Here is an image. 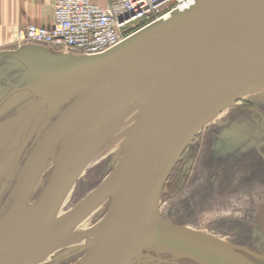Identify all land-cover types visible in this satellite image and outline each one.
<instances>
[{"label": "water", "instance_id": "95a60500", "mask_svg": "<svg viewBox=\"0 0 264 264\" xmlns=\"http://www.w3.org/2000/svg\"><path fill=\"white\" fill-rule=\"evenodd\" d=\"M37 49L42 56L31 48L0 51V60L11 59L19 70L12 77L0 72V119L14 128L46 127L33 152L55 129L63 145L36 199L0 216V248L10 251L0 264H42L57 252L63 260L82 252L70 264H264L258 252L158 213L160 192L195 136L228 102L264 89V0H196L99 55ZM48 53L51 58H44ZM54 83L69 85L57 106L63 109L53 118L51 109L41 122L37 109L42 97L56 101L47 88ZM137 91L142 103L121 159L57 219L69 189ZM48 151L32 176L33 188ZM103 203L106 221L74 234L92 238L67 245L66 237Z\"/></svg>", "mask_w": 264, "mask_h": 264}, {"label": "rangeland", "instance_id": "374dc122", "mask_svg": "<svg viewBox=\"0 0 264 264\" xmlns=\"http://www.w3.org/2000/svg\"><path fill=\"white\" fill-rule=\"evenodd\" d=\"M90 2L102 6L105 0H90ZM27 46H30L31 50L34 49L39 57L42 56L37 46ZM48 55L49 53L44 55V58H51ZM140 97L142 98V95ZM262 116H264V89L241 95L233 103L228 102L226 109L216 114L196 135L192 144L188 145L187 153L181 156L160 192L158 213L164 220L213 233L223 241L257 252L252 238L256 233L258 206L264 203ZM102 143L100 142L101 146L98 145L93 157L69 189L58 210L57 219L68 214L95 190L118 163L123 151L107 159L92 160L104 149ZM62 145L63 138H60L58 147L52 148L45 174L35 185L28 200L26 195L32 182L30 179L19 185L13 204L11 207L8 204L0 212V216L8 207L9 209L26 207L36 199L53 169ZM236 146H239L240 151H235ZM218 149L225 150L226 153L230 149L233 150L229 151L231 155L229 157L214 159L212 153L216 150L220 153ZM188 170L189 176H184ZM107 211V203L101 204L70 234L93 231L101 225ZM93 234L88 235V239L79 238L74 245L69 246L83 245L92 238ZM58 254L59 252L55 253L42 264H70L82 252L73 253L64 260L58 259L56 257ZM141 263L149 264L146 260Z\"/></svg>", "mask_w": 264, "mask_h": 264}, {"label": "built area", "instance_id": "2783aa9c", "mask_svg": "<svg viewBox=\"0 0 264 264\" xmlns=\"http://www.w3.org/2000/svg\"><path fill=\"white\" fill-rule=\"evenodd\" d=\"M196 0H53V22L48 28L28 24L15 45L45 47L63 55L106 53L144 28L182 11ZM139 22L144 25L138 27Z\"/></svg>", "mask_w": 264, "mask_h": 264}, {"label": "flooded vegetation", "instance_id": "af4514ba", "mask_svg": "<svg viewBox=\"0 0 264 264\" xmlns=\"http://www.w3.org/2000/svg\"><path fill=\"white\" fill-rule=\"evenodd\" d=\"M18 71V66L16 68L13 67L11 71L7 72V76L12 77V75L17 74ZM68 87L69 85H67V83H54L51 86H47L48 90L51 88L54 90L56 94V101H52L49 98L46 100L44 99L45 97H42L43 103L37 109L38 118L41 122L51 109V113H53L51 116L52 118L61 111V108H57V106L64 100ZM46 94L48 93L46 92ZM2 120H4V118H2ZM2 120L0 123V210L10 204L12 200V196L10 195L12 187L15 184H18V189L19 185L23 184L20 181L24 177V172H27L31 176L36 174L38 168L37 166L43 160L47 148H49L46 161V163H48L52 148L58 147L60 139L58 131L55 129L51 133L50 138L46 139L33 152L36 143L41 138L42 134L46 130V127H25L24 125H20L14 128L10 125L4 126ZM45 171L46 168L39 175L37 182L41 177H43ZM189 173L190 172L188 170L185 173V176H189ZM17 189L15 191H17ZM30 194L31 191L28 198L30 197ZM13 201L14 198L9 207H11ZM69 257H71V255ZM149 264L152 263L149 262Z\"/></svg>", "mask_w": 264, "mask_h": 264}, {"label": "crops", "instance_id": "0c3cea01", "mask_svg": "<svg viewBox=\"0 0 264 264\" xmlns=\"http://www.w3.org/2000/svg\"><path fill=\"white\" fill-rule=\"evenodd\" d=\"M52 4L53 0H0V51L29 48L30 46L15 45L20 29L28 24L50 27L53 22ZM44 49L51 54L56 53L51 49ZM8 66L16 68L18 64L11 59H1L2 75L7 74ZM23 176L20 182L33 180L27 172ZM256 220V233L253 234L252 243L256 246L255 250L264 256V203L258 206Z\"/></svg>", "mask_w": 264, "mask_h": 264}, {"label": "bare ground", "instance_id": "6f19581e", "mask_svg": "<svg viewBox=\"0 0 264 264\" xmlns=\"http://www.w3.org/2000/svg\"><path fill=\"white\" fill-rule=\"evenodd\" d=\"M168 17H169V15L166 16L163 20L167 19ZM130 38H132V36L129 37L128 39H130ZM141 92L142 91H137L136 93H134V97L133 98L131 97L132 99H130V101H128V103L124 104L120 108V111L116 115V118H115L114 122L110 125L106 136L102 140L103 143L101 141V143L104 146V149L102 151H100L101 153H100L99 156H97L95 159H92L93 161H98L99 159H105V158L107 159L109 157L118 155V153L121 152V151H124L125 146H126L128 140H129L132 128L134 126L136 116L138 114L139 108H140L141 103H142L143 95H142V98H141L140 97V95L142 94ZM243 95H245V94H243ZM140 98H141V100H140ZM225 109H226V105L224 107H222V109L220 111H223ZM100 146H101V144H100ZM122 154H123V152H122ZM120 159H121V157H120ZM89 161H88V163H89ZM31 181L32 182H31V184L29 186V190L27 192V200H28L29 193H30V191L32 189V186L34 184L33 180H31ZM76 207H74V208H76ZM107 217H108V211H107V214H106L104 220L102 221L101 225L106 221ZM78 240H79V238L77 236H75V235L69 234L66 237L67 245H74ZM9 254H10V251H9V249L7 247L0 248V259L8 256Z\"/></svg>", "mask_w": 264, "mask_h": 264}, {"label": "trees", "instance_id": "16d2710c", "mask_svg": "<svg viewBox=\"0 0 264 264\" xmlns=\"http://www.w3.org/2000/svg\"><path fill=\"white\" fill-rule=\"evenodd\" d=\"M142 25H144V22H139L138 23V27H141ZM256 125V124H255ZM261 126V125H260ZM262 127H263V124H262ZM196 137V136H195ZM195 139V138H194ZM193 139V140H194ZM193 140H192V142H193ZM192 142L190 143V144H192ZM190 144H189V146H190ZM189 146L186 148V150L184 151V153L182 154V156H184L185 155V153H187V149L189 148ZM226 150H227V148H226ZM232 150L233 149H230L229 151H231L232 152ZM218 151H219V149H218ZM229 151H228V153H226L227 151H225V150H223V151H219L220 153H218L217 152V150L215 151L216 152V154H215V152H213L212 153V156L214 157V159L215 158H217V157H220V158H226V157H229V156H231L230 154H229ZM235 151H240V149H239V146H236V150ZM218 154H219V156H218ZM217 155V156H216ZM181 159V158H180ZM185 176V175H184ZM167 257H169V256H161V258H167ZM169 264H172V263H169ZM177 264H195L194 262H191V261H189V260H178L177 261Z\"/></svg>", "mask_w": 264, "mask_h": 264}]
</instances>
